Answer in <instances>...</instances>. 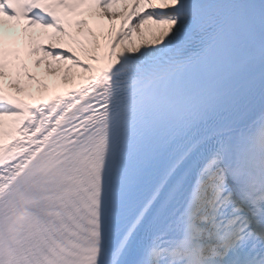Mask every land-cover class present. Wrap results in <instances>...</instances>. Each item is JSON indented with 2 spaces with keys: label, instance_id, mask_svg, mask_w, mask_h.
<instances>
[{
  "label": "snow or ice",
  "instance_id": "snow-or-ice-1",
  "mask_svg": "<svg viewBox=\"0 0 264 264\" xmlns=\"http://www.w3.org/2000/svg\"><path fill=\"white\" fill-rule=\"evenodd\" d=\"M0 264H264V0H0Z\"/></svg>",
  "mask_w": 264,
  "mask_h": 264
},
{
  "label": "bare ground",
  "instance_id": "bare-ground-1",
  "mask_svg": "<svg viewBox=\"0 0 264 264\" xmlns=\"http://www.w3.org/2000/svg\"><path fill=\"white\" fill-rule=\"evenodd\" d=\"M74 31H78V30L74 29ZM136 39L139 43H144L145 46H147V42L152 39V36L151 34H146L144 38L137 36ZM43 43L46 46H50L52 41L46 39L43 41ZM21 55L28 64V70L31 71L33 75H36L37 77L36 81H28L27 77L23 75H21L19 78L20 84L22 87H24L25 90L24 92L18 93V95L21 98L25 99L26 102L28 103H38L45 101L54 93H63L67 89L74 87L77 83H79L78 80L73 79L74 74H78L81 77L88 75V73H83L79 69L73 68L72 71L69 73V79L67 81L50 79L46 74V63L45 65H41L40 68H36V66L33 64V61L39 56H42V53H37L36 55L33 56H24L22 52ZM16 63L18 64L19 61H17ZM8 79L9 77L6 75L5 80L7 81ZM44 84H48V87L44 88L43 87ZM5 87L6 90L15 92V88L8 85L7 83L5 84ZM28 92L32 94L31 97L25 95V93Z\"/></svg>",
  "mask_w": 264,
  "mask_h": 264
},
{
  "label": "rangeland",
  "instance_id": "rangeland-1",
  "mask_svg": "<svg viewBox=\"0 0 264 264\" xmlns=\"http://www.w3.org/2000/svg\"><path fill=\"white\" fill-rule=\"evenodd\" d=\"M136 43H139L138 41H136Z\"/></svg>",
  "mask_w": 264,
  "mask_h": 264
}]
</instances>
